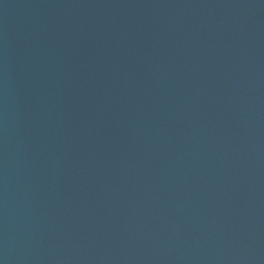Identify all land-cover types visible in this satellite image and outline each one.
Returning <instances> with one entry per match:
<instances>
[{
	"label": "water",
	"instance_id": "95a60500",
	"mask_svg": "<svg viewBox=\"0 0 264 264\" xmlns=\"http://www.w3.org/2000/svg\"><path fill=\"white\" fill-rule=\"evenodd\" d=\"M0 264H264V0H0Z\"/></svg>",
	"mask_w": 264,
	"mask_h": 264
}]
</instances>
